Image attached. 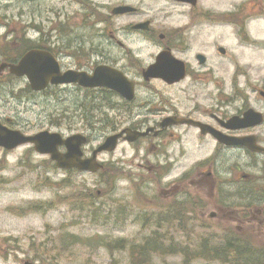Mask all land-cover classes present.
<instances>
[{
    "label": "rangeland",
    "instance_id": "374dc122",
    "mask_svg": "<svg viewBox=\"0 0 264 264\" xmlns=\"http://www.w3.org/2000/svg\"><path fill=\"white\" fill-rule=\"evenodd\" d=\"M199 1L200 7L190 13L189 5H175L165 0H88L93 9L91 13L76 0H0V40H4L6 31L26 32L34 39L31 41L34 48L47 50L46 46L53 45L54 55H58L63 68L76 69L88 68L89 62L96 59L108 61L126 53L114 48L108 54L106 37L112 32L143 64H148L156 49L135 36L129 39L131 25L151 21L158 34L175 32L192 16L232 15L235 24L215 23L212 19L210 24L199 25L201 34L193 30L184 36L190 43L187 50L192 56L199 53L206 56L207 68L212 70L214 79L213 84L205 86L194 83L195 101L187 103L178 96L175 87L164 89L158 82L152 83V89L161 92L163 98L170 99L171 105L180 110L187 103L197 112L214 109L232 114L242 106V101L234 97L237 91L248 96L254 107V94L248 90L252 86H264V0ZM259 3L262 9H253ZM123 5L135 8L137 14H110L113 8ZM11 47L6 51H14ZM218 48L224 54L218 53ZM193 67L198 69L199 65L196 63ZM13 83L22 84L21 81ZM147 91L154 95L149 96ZM137 94L135 111L142 114L146 113L147 104L160 100L148 88ZM88 97L85 91L74 90L62 93L59 102L37 97L34 102L26 103L0 94V119H11L12 129L25 135L41 131L63 136L90 135L89 146L84 151L89 155L114 133L113 129L123 118L131 117L124 113L122 106L120 111H113L103 98L97 100L99 107L89 109L92 99ZM263 104L256 101L257 107ZM201 142L189 134L184 143L185 158L172 169L170 177L188 169L185 177L193 176L191 167L211 150V144L203 147ZM116 148L97 157L102 164H107L102 175L75 173L71 179L73 184L63 182L67 173L56 169L48 156L36 154L31 146L11 152L0 150V264H22L19 258L24 257L43 264H127L132 249L130 242L139 244L136 241L141 239L139 223L131 224L129 220L139 214L143 206L139 192L144 190L138 182L136 160L132 161L133 151L123 143ZM90 193L96 205L103 207L94 215L87 205L82 207L84 194ZM61 198L66 201L61 202ZM76 199L80 200L81 210H75ZM33 205L35 209L29 210ZM126 239L128 243H124ZM118 240L117 248L107 244ZM58 246H64L63 252L55 250ZM17 249H22L25 255L13 254ZM162 264L180 263L172 258Z\"/></svg>",
    "mask_w": 264,
    "mask_h": 264
},
{
    "label": "flooded vegetation",
    "instance_id": "af4514ba",
    "mask_svg": "<svg viewBox=\"0 0 264 264\" xmlns=\"http://www.w3.org/2000/svg\"><path fill=\"white\" fill-rule=\"evenodd\" d=\"M165 1L186 5L173 0ZM188 7L190 13H193L200 7V1L194 0ZM255 7L262 9L261 3L254 5L253 9ZM212 19L215 23L235 24L231 20L232 15L211 16L204 13L201 17H190L186 25L175 32L156 34L157 30L153 29L151 21H148V27L144 30L133 31L129 27V39L135 36L156 49L148 64H143L112 32L106 37L108 54L114 48L126 53L108 61L96 59L89 62L88 68H63L58 55H54L53 45L46 46L47 51L57 60L61 72L75 70L91 74L95 66L102 64L115 68L134 82L135 95L132 101L127 102L131 109L128 116L131 118H123L118 127L113 129L114 133L123 128L146 132L132 142H126L122 137L116 146L123 143L133 151L132 161L136 160L138 182L144 190L139 192L143 206H140L139 214L136 213L129 220L131 224L139 223L142 240L136 241L139 244L130 242L129 246L135 244L131 249L134 251H129L127 264H162L172 258L180 264H264V104L262 107L256 105V101L264 103V86H252L248 90L254 94V107L250 105L248 96L237 91L234 97L242 101V106L232 114L220 113L214 109L197 112L187 104L195 101L192 91L194 83L205 86L213 84L214 79L212 70L207 68L209 61L206 56L202 53L192 56L187 50L190 49V43L184 36L193 30L201 34L199 25L210 24ZM3 36L4 40H0V94H5L9 99L30 103L39 97L42 101L59 102L62 93L78 90L97 98L100 94L111 95V98L122 102L119 95L105 87L85 89L77 84H48L40 92L33 90L25 77L10 73L9 66L18 64L29 50L39 49L31 45L34 39L29 38L26 32L10 31ZM10 45V49L14 51L7 52ZM163 53L166 55L162 56ZM91 55H87V58ZM156 57L162 64L164 60L175 62L176 71L182 72V78L174 83H167L162 79L142 80V71ZM196 63L199 67L206 68L196 69L193 67ZM13 81H21L22 84L16 86ZM153 82H158L164 89L175 87L178 96L187 101L183 105L185 108L180 110L171 105L170 99L163 98L161 92L152 89ZM143 88L153 90L160 99L156 105L147 104L146 114L135 111L137 92ZM146 93L154 95L150 91ZM228 100L230 99H226ZM249 109L257 112L253 125L243 128L228 126L231 118H242ZM179 119L200 122L226 140H238L240 143L220 142L210 132L202 134L195 124L180 122ZM170 120L178 123H170ZM11 124L9 118L1 121V125L9 129H12ZM189 134L196 136L197 141H203V147L211 144V150L204 159L196 161L191 167L193 176L185 177L190 170L188 169L172 178V169L185 158L184 143L186 144ZM83 157L88 155L84 153ZM126 242L128 243L127 239L124 240ZM148 247L155 248L156 255L149 254ZM15 251L13 254L25 255L22 249ZM19 261L22 264H43L31 257L19 258Z\"/></svg>",
    "mask_w": 264,
    "mask_h": 264
},
{
    "label": "water",
    "instance_id": "95a60500",
    "mask_svg": "<svg viewBox=\"0 0 264 264\" xmlns=\"http://www.w3.org/2000/svg\"><path fill=\"white\" fill-rule=\"evenodd\" d=\"M183 3L193 4L194 0H174ZM135 9L130 6H118L111 10L113 15H121L134 12ZM148 22L134 25L133 29H146ZM219 52L224 54V50L219 48ZM166 55L165 53L162 54ZM159 57V56H158ZM155 58V62L142 71V77L145 81L149 79H162L167 83L179 81L182 72H177L174 65L175 62L169 60L159 61ZM162 60V59H161ZM180 63V62H179ZM10 73L17 76H25L32 89L41 91L50 84H77L83 88L107 87L118 93L122 98L131 100L134 95L133 83L119 71L105 65L96 66L93 74L88 75L84 72L68 70L61 73L59 64L55 58L47 51L30 50L16 65L9 66ZM255 112L252 110L246 112L242 119L233 117L228 121L230 128L242 127L247 124H254ZM180 122L193 123L202 134L210 132L220 142L227 144H239L238 140H226L221 134L212 130L209 126L200 122L185 121L179 119ZM168 122V121H167ZM170 123L176 124L178 121L170 120ZM258 122V121H257ZM168 124V123H167ZM126 134L125 140L132 142L137 137L143 136L144 133L124 129L122 132L111 135L106 141L92 152L90 158L83 159L82 146L86 144L87 139L81 134H73L63 137L60 133L41 131L34 135H25L18 130H9L0 124V148L5 151H11L24 145L32 146L34 152L38 155H45L55 163L56 168L60 170L75 169L77 171H86L95 173L101 169L102 165L97 162V155L102 152H112L115 150L118 140ZM27 264V263H26Z\"/></svg>",
    "mask_w": 264,
    "mask_h": 264
},
{
    "label": "trees",
    "instance_id": "16d2710c",
    "mask_svg": "<svg viewBox=\"0 0 264 264\" xmlns=\"http://www.w3.org/2000/svg\"><path fill=\"white\" fill-rule=\"evenodd\" d=\"M76 1H78L79 3L81 2L80 5H82L85 8H88L91 13L93 12V9L90 7V4H89L88 0H76ZM37 48H39V47H37ZM104 100L107 102V106L108 107H110L113 110L114 109L118 110L117 105L115 104L116 101L111 99V103H110V100H109L108 97H105ZM98 104H100L99 101L94 100V99L90 100L89 101V109H92L94 107H99ZM105 169H106V167H105ZM75 173H78V172H76L75 170L68 171L67 172L68 177L65 178L63 180V182H70L71 184H73L71 179H72V176ZM44 182H46V181H44ZM79 189H81V191H83V192H84V190L87 191L86 188H79ZM83 199H84L85 204L82 205V207H85L87 205L90 208V213L92 215L97 214V213L102 211L103 207L101 205H96V200H95V198H94L92 193L84 194ZM64 201H66V198H61V202H64ZM73 202L77 204V207L75 208V210L76 211L77 210H81L80 200L76 199ZM34 209H35L34 205L29 208V210H34ZM40 209H41V207H40ZM107 244H111L112 248H117V246H119V244H120V241L119 240L118 241H110ZM64 246L63 247L58 246L57 248H55V250L63 252V250L65 249ZM148 249H149L150 252H155V248L149 247Z\"/></svg>",
    "mask_w": 264,
    "mask_h": 264
}]
</instances>
